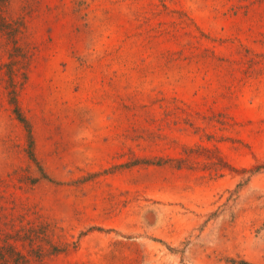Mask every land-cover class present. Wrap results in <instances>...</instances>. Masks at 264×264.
Segmentation results:
<instances>
[{
	"label": "rangeland",
	"instance_id": "374dc122",
	"mask_svg": "<svg viewBox=\"0 0 264 264\" xmlns=\"http://www.w3.org/2000/svg\"><path fill=\"white\" fill-rule=\"evenodd\" d=\"M0 264H264V0H0Z\"/></svg>",
	"mask_w": 264,
	"mask_h": 264
}]
</instances>
